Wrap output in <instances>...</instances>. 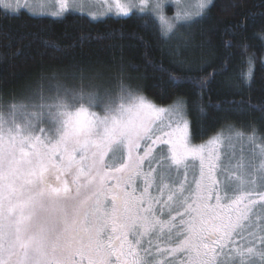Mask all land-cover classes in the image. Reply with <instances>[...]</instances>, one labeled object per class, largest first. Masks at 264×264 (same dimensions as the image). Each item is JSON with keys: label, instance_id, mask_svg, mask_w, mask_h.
Instances as JSON below:
<instances>
[{"label": "snow or ice", "instance_id": "snow-or-ice-1", "mask_svg": "<svg viewBox=\"0 0 264 264\" xmlns=\"http://www.w3.org/2000/svg\"><path fill=\"white\" fill-rule=\"evenodd\" d=\"M84 80L0 103V264H264V137L253 128L237 158L220 135L193 142L182 100L159 107L123 79L114 92Z\"/></svg>", "mask_w": 264, "mask_h": 264}, {"label": "trees", "instance_id": "trees-1", "mask_svg": "<svg viewBox=\"0 0 264 264\" xmlns=\"http://www.w3.org/2000/svg\"><path fill=\"white\" fill-rule=\"evenodd\" d=\"M200 18L168 40L148 13L94 21L0 8V103H38L41 88L78 85L83 70L112 91L123 79L161 107L182 100L194 143L236 130L247 139L253 128L264 137V0H213Z\"/></svg>", "mask_w": 264, "mask_h": 264}, {"label": "rangeland", "instance_id": "rangeland-1", "mask_svg": "<svg viewBox=\"0 0 264 264\" xmlns=\"http://www.w3.org/2000/svg\"><path fill=\"white\" fill-rule=\"evenodd\" d=\"M5 2L10 3L12 5V10L7 11L9 13L17 14L22 11H25L30 15H32L31 13H35V15L33 16H37V17L46 16V17L61 18L64 17L66 14L73 12V13L84 14L94 21H100L109 17L124 18L135 13H139V14L148 13L156 17L161 24L160 16L162 15L175 25L172 35H177V36L183 34V31H181L183 27L187 26L188 28V26H190L192 23L201 19L200 17H196V16H193L190 20H183V19L178 20L176 18L177 14L182 10L195 12L196 11L195 6L198 0H179V4H177V0H147L144 6H141L140 0H122V2L125 3L126 5H130L129 15L126 16L118 15L116 13L115 3L117 2V0H67L69 9L67 12H65L60 16H53L52 13H56L60 11L59 6L63 2V0H5ZM157 4L160 5L159 9L156 8ZM0 8L3 9L2 6H0ZM178 39H182V38L178 37ZM96 79H99L100 81L104 80V78L91 77V78H87L84 82H88V84L95 85L96 87L99 88L101 92H103L105 89H110V90L112 89L110 87L112 81L108 80L105 83L103 82L98 83L95 82ZM90 81H94V82H90ZM61 82L66 83L68 85L70 84L74 85L73 82H70V79L67 78H62ZM22 102L26 103V98L18 100V102L16 103H22ZM169 107H164V108H169ZM219 135L223 138V146H224L223 150L234 151L237 158L240 156V153L242 151L245 153V155L249 154L252 145L249 144L248 139L236 137L234 134H232L229 131L224 133L222 132Z\"/></svg>", "mask_w": 264, "mask_h": 264}]
</instances>
